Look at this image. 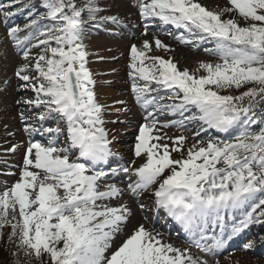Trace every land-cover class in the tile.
Wrapping results in <instances>:
<instances>
[{
	"label": "snow or ice",
	"instance_id": "6c2138e0",
	"mask_svg": "<svg viewBox=\"0 0 264 264\" xmlns=\"http://www.w3.org/2000/svg\"><path fill=\"white\" fill-rule=\"evenodd\" d=\"M229 5L213 11L199 0H139L138 10L146 21L159 20L186 31L191 39L183 33L175 37L181 43L214 42L205 51L217 61L200 62L190 72L172 59L148 56L152 45L147 40L142 48L131 46L132 89L146 110L134 154L146 160L139 167L110 169L112 176L127 174V191L135 196L158 185L153 193L157 209L184 224L193 237L199 235L191 243L213 255L224 248L226 238L250 224L264 223V0H229ZM42 6L46 12L40 19L50 25L41 29L38 19H32L27 26L37 29L28 42L35 40L33 47L41 51L34 63L20 66L14 75L20 90L34 93L16 103L38 110L34 123L23 130L47 143H29L19 179L0 192V229L10 225L9 239L17 246L13 264H198L188 249L163 243L143 224L111 250L125 232L132 209L119 202L125 189L106 184L101 190L100 182L109 173L98 166L113 155L112 141L105 120L108 106L98 99L85 40L93 27L120 21L100 16L98 0H42ZM3 15L15 13L4 10ZM20 31L10 27L8 35L28 60L31 50L19 39ZM155 47L170 50L159 39ZM161 88L170 92L167 98L151 96ZM157 112L181 119L160 124ZM31 117L32 111L20 113L22 121ZM52 120L58 121L55 128L44 126ZM189 123L199 125L197 136L209 129L240 131L231 139L209 137L206 146H199L203 141L193 144L186 155L182 153L187 137H167L170 147L160 143L164 135H154ZM173 152L182 155L174 159ZM245 209L227 237L221 224V235L207 242L203 232L210 217L219 221L222 213Z\"/></svg>",
	"mask_w": 264,
	"mask_h": 264
},
{
	"label": "rangeland",
	"instance_id": "374dc122",
	"mask_svg": "<svg viewBox=\"0 0 264 264\" xmlns=\"http://www.w3.org/2000/svg\"><path fill=\"white\" fill-rule=\"evenodd\" d=\"M199 2L213 11H219L222 8L230 6L229 0H199ZM138 4L139 0H98V6L102 9L99 15L116 16L120 23L113 24L109 22L99 28L93 27L85 40L90 53L88 67L93 72L96 80L98 99L100 103L108 106L105 120L109 121L106 124V128L109 131V139L112 141L110 148L113 155L103 164H100L99 168L105 167V164H113L116 166H113L114 168L139 167L146 160V156L144 155L140 157L135 156L132 144L133 138L139 133L140 126L146 122V110L137 101L136 94L132 89L133 81L129 76L130 48L132 45L137 46L139 49L142 48L143 42L147 40L152 45V50L147 53L148 56L172 59L181 70L187 69L190 72H194L200 62L217 61V57L205 51V49L213 48L214 42L203 41L202 43L196 42L193 39L192 44L181 43L175 37L182 33L187 37L185 30L181 29V31L176 32L172 28L173 26H163V23L159 20L151 21L148 24L149 21L144 20L140 16ZM3 11L0 9V192L10 188L19 179L29 143L35 141L47 143L46 138L40 135L29 136L23 130L26 124L34 123L38 110H32L27 106L16 103L18 100L33 97L34 93L32 91L20 90L18 86L21 82L14 75L20 66L34 63L35 57L41 49L33 47V43H28L25 40V33L19 32V39L31 50L30 58L25 60L23 58L22 47H18L15 40L8 35V29L10 28L8 25L9 20L8 17H4ZM224 18H229V16L225 14ZM146 26L147 34L145 35ZM165 27H168V30ZM21 30L24 29L22 28ZM156 39L167 45L170 50L156 48ZM145 63L148 64L150 62L146 61ZM202 74V72L197 73V75ZM32 75H35V73L33 72ZM143 83L142 80H137L138 85H143ZM152 87L155 89L156 85L153 84ZM163 90L161 88L153 91L151 96L167 98L170 92H162ZM29 111H32V117L28 121H22L20 113H27ZM118 111L119 114L117 115ZM156 115L160 124L181 119L180 116L170 113L161 114L157 112ZM111 121H119V123H111ZM57 123L58 121L52 120L46 122L44 126L55 128ZM157 127L159 128V125ZM197 131H199V125L189 123L186 127L173 126L163 128L160 132L154 133V135H164L166 138L161 140L160 143H166L170 147L172 146V140L167 139V137H187L183 145L184 152L182 153L186 155L187 149L193 144L203 141V144L199 146H206L210 134L204 137L201 136L202 132H200V135L197 136L195 135ZM60 146L63 147L64 145L61 144ZM13 147H15V151L10 150ZM182 154L173 152L172 155L174 159H178ZM133 161L135 162L134 164L132 163ZM108 173L110 176L111 172L109 171ZM109 176L100 182L101 190H103L106 184H116L118 187L125 189V195L119 202L127 204L132 209V216L125 232L116 237L111 250L119 246L126 238V235L130 234L132 229L140 224H143L154 235H159V231L155 229V233L152 226L162 230H172L171 224L168 223L170 217H156L160 209L156 207V198L153 193L158 185H153L145 192L135 196L127 191V184L130 181L126 173L120 172L116 176ZM42 177L43 173L41 172ZM132 179L135 180L136 178L132 177ZM115 203L116 201H113V204ZM141 204L144 205L143 208L140 207ZM246 210H236L234 212L222 213L221 215L226 217L229 227H231V223L237 222L238 216L241 219L243 218L244 211ZM164 212V210H160L159 214L163 216ZM9 219H11V213H9ZM173 219L171 221L175 224L176 221H173ZM211 222L212 217L205 223L203 235L207 232V229H214L211 226ZM216 224V221H214L213 226L215 227ZM222 225H224L223 221ZM182 226L184 228V224ZM129 227H131L130 231ZM0 231L3 233L2 238H0V245L5 241L10 250L16 249V243L9 239L12 231L10 225H5ZM176 231H173L172 236H168L170 237L168 239L171 241L167 242V244L170 243L175 247L188 249L189 254L198 261V264L199 262H203V264H217V262L218 264H264V223H255L249 235L245 238V242H247H243L244 244L239 246L240 248L227 253V255L225 254L221 258L209 256L204 254L203 251L200 252L201 250L193 246L191 241L177 236L178 233L175 234ZM193 238L191 233V240ZM159 239L164 243L161 237ZM248 243H251L252 247L245 249L244 245Z\"/></svg>",
	"mask_w": 264,
	"mask_h": 264
},
{
	"label": "trees",
	"instance_id": "16d2710c",
	"mask_svg": "<svg viewBox=\"0 0 264 264\" xmlns=\"http://www.w3.org/2000/svg\"><path fill=\"white\" fill-rule=\"evenodd\" d=\"M0 5H4V9L2 10H10L15 13V15L8 17V25L9 27L17 26L18 28H23L24 30H21L20 33H25V40H27V42L30 40L33 33L37 31L35 27L31 30L27 28L32 19H38V27L41 29L46 25H50V21L40 19V17H42L46 12V9L42 6V0H0ZM30 43L35 44L36 41L31 40ZM243 90L246 89H242V91ZM239 131V128H235L232 132H221L215 129H210L204 131L202 136L206 137L208 134H210V137L231 139L233 136L239 134ZM16 251L17 248L10 250L4 241L3 244L0 245V264H13V261L16 259L14 256ZM22 258L23 257H21V259Z\"/></svg>",
	"mask_w": 264,
	"mask_h": 264
},
{
	"label": "bare ground",
	"instance_id": "6f19581e",
	"mask_svg": "<svg viewBox=\"0 0 264 264\" xmlns=\"http://www.w3.org/2000/svg\"><path fill=\"white\" fill-rule=\"evenodd\" d=\"M145 20V19H144ZM151 21H149L148 22V24L150 23ZM148 26V25H147ZM166 29V28H165ZM168 30V29H167ZM135 143H136V135H135V138H133V140H132V144H133V147L135 146ZM114 165L112 164V165H110V167H113ZM109 167V166H108ZM107 167V168H108ZM132 197V196H131ZM162 215V214H161ZM170 219H173L172 217L170 218ZM174 224V223H173ZM172 224V230H162V229H160V228H155L154 226H152L153 227V231L155 232V229H158V231H159V235H158V237L160 238H162L163 240H164V243H166L167 244V242H170L171 240L170 239H168V238H170V237H168V236H172V234H173V231H176V229H177V226H178V224H177V221L175 222V224L173 225ZM177 224V225H176ZM138 226V225H137ZM167 228V227H166ZM129 229V231L131 230V227H129L128 228ZM149 229V228H148ZM151 229V228H150ZM157 231V232H158ZM156 233V232H155ZM166 238V239H165ZM241 239V240H240ZM244 239V235H240L239 236V242H241L242 240ZM173 241H174V239H172ZM233 248H236V246H234ZM229 253V252H228ZM224 255L225 254H223L222 255V257H224ZM226 255H227V253H226Z\"/></svg>",
	"mask_w": 264,
	"mask_h": 264
}]
</instances>
